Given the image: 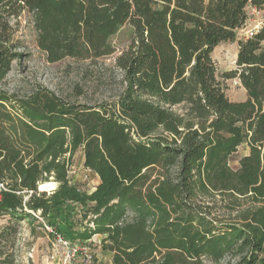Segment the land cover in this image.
<instances>
[{
	"label": "trees",
	"instance_id": "1",
	"mask_svg": "<svg viewBox=\"0 0 264 264\" xmlns=\"http://www.w3.org/2000/svg\"><path fill=\"white\" fill-rule=\"evenodd\" d=\"M253 2L0 0V215L38 214L70 243L101 236L110 264H264V31L237 39ZM24 11L49 63L111 56L129 27L116 97L87 105L42 86L3 89L22 57ZM234 42L236 70L223 76L239 80L242 102L227 98L212 59ZM78 151L98 177L90 193L69 180Z\"/></svg>",
	"mask_w": 264,
	"mask_h": 264
},
{
	"label": "rangeland",
	"instance_id": "2",
	"mask_svg": "<svg viewBox=\"0 0 264 264\" xmlns=\"http://www.w3.org/2000/svg\"><path fill=\"white\" fill-rule=\"evenodd\" d=\"M250 27L251 24L246 23L243 28ZM15 36L22 57L12 64L2 85V88L9 93L22 96L30 89L42 86L65 101L96 105L110 102L120 91L121 73L115 67V60L130 44L129 27H122L110 39L115 49L113 55L94 61L64 59L60 62L49 63L45 54L36 46L35 32L26 11L21 12L18 18ZM237 39L245 38L237 31ZM236 55V42L222 43L214 49L212 59L216 65L218 79L224 85L227 98L233 102H242L247 97L239 80L237 78L226 80L223 76L224 73L236 70ZM247 152L245 145L240 146L237 152L229 157L230 167L236 169L237 161ZM69 172L70 182L77 185L80 190L88 191L93 186L92 175L84 179L85 171L81 151L73 157ZM55 187L56 185L52 183L46 191L49 192ZM57 236L61 237L51 228L47 229L41 218H36L34 221H17L9 216L0 215V254L7 256L13 264H85L81 253L69 261L70 247H63L57 243ZM101 239V236H93L91 240L83 242L86 243L92 255V264H110L111 262V254L100 249ZM78 244L80 242H69V246L81 248L82 245Z\"/></svg>",
	"mask_w": 264,
	"mask_h": 264
},
{
	"label": "built area",
	"instance_id": "3",
	"mask_svg": "<svg viewBox=\"0 0 264 264\" xmlns=\"http://www.w3.org/2000/svg\"><path fill=\"white\" fill-rule=\"evenodd\" d=\"M256 2L248 3L247 10V23L251 24V27L248 29L241 28L238 30L239 35H243L245 39L253 38L261 31H264V0H255ZM85 175L84 179H87L88 176L93 173L90 169L84 168ZM68 171V175H69ZM6 191L5 186L0 183V200L2 193ZM36 218L39 219L38 214H33ZM48 229V228H47ZM57 243L61 244L63 247H70L68 252V260L71 261L77 254L81 253L85 264H92V255L86 247V243H80L81 248H73L69 246V242L65 241L63 238L57 236Z\"/></svg>",
	"mask_w": 264,
	"mask_h": 264
},
{
	"label": "crops",
	"instance_id": "4",
	"mask_svg": "<svg viewBox=\"0 0 264 264\" xmlns=\"http://www.w3.org/2000/svg\"><path fill=\"white\" fill-rule=\"evenodd\" d=\"M247 150H248V148H247ZM247 153L244 154V156L247 155ZM82 165H83V157H82ZM90 175H92L94 183H93V186L87 191L88 193L92 192L94 190L95 186L98 184V177L94 173H91Z\"/></svg>",
	"mask_w": 264,
	"mask_h": 264
},
{
	"label": "water",
	"instance_id": "5",
	"mask_svg": "<svg viewBox=\"0 0 264 264\" xmlns=\"http://www.w3.org/2000/svg\"><path fill=\"white\" fill-rule=\"evenodd\" d=\"M40 187V186H39ZM39 191H40V189H39Z\"/></svg>",
	"mask_w": 264,
	"mask_h": 264
}]
</instances>
